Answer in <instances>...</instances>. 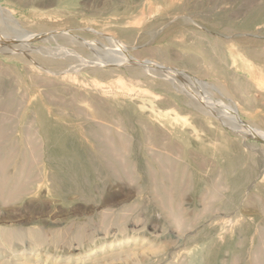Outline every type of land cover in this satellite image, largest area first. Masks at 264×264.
I'll return each mask as SVG.
<instances>
[{
	"label": "rangeland",
	"instance_id": "obj_1",
	"mask_svg": "<svg viewBox=\"0 0 264 264\" xmlns=\"http://www.w3.org/2000/svg\"><path fill=\"white\" fill-rule=\"evenodd\" d=\"M263 80L264 0H0V264H264Z\"/></svg>",
	"mask_w": 264,
	"mask_h": 264
},
{
	"label": "bare ground",
	"instance_id": "obj_2",
	"mask_svg": "<svg viewBox=\"0 0 264 264\" xmlns=\"http://www.w3.org/2000/svg\"><path fill=\"white\" fill-rule=\"evenodd\" d=\"M146 1V0H145ZM158 7V6H157ZM142 13V12H141ZM144 13V12H143ZM143 16V15H142ZM180 16V15H179ZM191 18V17H190ZM248 21V20H247ZM249 21H251V17H250V20ZM248 21V22H249ZM129 22V21H128ZM247 22V23H248ZM169 23H170V21H169ZM247 23H243L244 24V26H246L247 28H248V26H247ZM134 24V23H133ZM242 24V25H243ZM249 24V23H248ZM221 26V25H220ZM257 29H258V27H256ZM261 27H259V29H260ZM263 28V27H262ZM235 29V28H234ZM240 29V27L238 28V30ZM242 30H245V28L243 27V28H241ZM256 29V30H257ZM255 30V31H256ZM162 31V30H161ZM182 31V30H181ZM240 31V30H239ZM194 32V31H193ZM244 32V31H243ZM149 34V33H148ZM195 34V33H194ZM255 34V33H254ZM65 35V34H64ZM227 36V35H226ZM228 37V36H227ZM249 37V36H248ZM73 38V37H72ZM200 38V37H199ZM253 38V37H252ZM75 39V38H74ZM50 40V39H49ZM232 41V40H231ZM247 41V40H246ZM209 44V43H208ZM222 44V43H221ZM215 45H217V43L215 44ZM223 45V44H222ZM208 49V48H207ZM12 51V50H11ZM24 51V50H23ZM254 51V50H253ZM225 52V51H224ZM31 53V52H30ZM216 53V52H215ZM257 53V52H256ZM257 55H258V53H257ZM261 55V54H260ZM262 56V55H261ZM206 57V56H205ZM223 57H225V56H223ZM257 57V56H256ZM49 58V57H48ZM258 58H260L259 56H258ZM48 61V60H47ZM225 61V60H224ZM223 61V62H224ZM220 62H222V61H220ZM227 62V61H226ZM51 63V62H50ZM55 63V62H54ZM100 63V62H99ZM190 63V62H189ZM146 64V63H145ZM226 64V63H225ZM70 65V64H69ZM103 69V68H102ZM211 69V68H210ZM215 69V68H214ZM213 69V70H214ZM133 70V69H132ZM92 71V70H91ZM97 71V70H96ZM104 71V70H103ZM99 72V71H98ZM140 73H142V72H140ZM206 73H207V71H206ZM134 74H137V73H135L134 72ZM131 75V74H130ZM143 75V74H142ZM207 75H208V73H207ZM144 76V75H143ZM133 77V76H132ZM201 77V76H200ZM222 77V76H221ZM238 77V76H237ZM263 79V78H262ZM261 79V80H262ZM124 80V79H123ZM163 80H165V79H163ZM199 80V79H198ZM218 80V79H217ZM120 81V80H119ZM118 81V82H119ZM139 80H137V82H138ZM166 81V80H165ZM225 81V80H224ZM232 81V80H231ZM264 81V80H263ZM142 82V81H141ZM226 82V81H225ZM122 83V82H121ZM163 83V82H162ZM100 84V83H99ZM97 85V84H96ZM159 85V84H158ZM166 85V84H165ZM168 86V85H167ZM94 87H96V86H94ZM164 87V86H163ZM223 88V87H222ZM258 88V87H257ZM97 89V88H96ZM105 89V88H104ZM109 89V88H108ZM121 89V88H120ZM170 89V88H169ZM221 89V88H220ZM177 90V89H176ZM172 91V90H171ZM175 91V90H174ZM102 92V91H101ZM108 92V91H107ZM138 92H140V91H138ZM104 96V95H103ZM111 96V95H110ZM119 97V96H118ZM192 103V102H191ZM130 104V103H129ZM193 104V103H192ZM188 105V104H187ZM190 105V104H189ZM5 106V105H4ZM6 106H7V104H6ZM124 106V105H123ZM129 106V105H128ZM194 106V105H193ZM126 107V106H125ZM194 107H196V106H194ZM37 110V109H36ZM236 112V111H235ZM192 113V112H191ZM237 113V112H236ZM196 114H198V113H196ZM233 114H235V113H233ZM127 115V114H126ZM159 115V114H158ZM38 116V115H37ZM237 116V115H236ZM236 118V117H235ZM120 120V119H119ZM42 121V120H41ZM114 121H115V119H114ZM116 122V121H115ZM117 123H119V122H117ZM186 124V123H185ZM124 125V124H123ZM238 125H239V122H238ZM116 127V126H115ZM246 127V126H245ZM150 128V127H149ZM107 129V128H106ZM110 131H112L111 129H110ZM122 131V130H121ZM105 132V131H104ZM107 132V131H106ZM108 132H109V130H108ZM102 133V132H101ZM154 133V132H153ZM109 134V133H108ZM108 134H107V136H108ZM158 134V133H157ZM105 136H106V134H105ZM110 136V135H109ZM158 136V135H157ZM160 136H162V134L160 135ZM196 136V135H195ZM262 136H264V134L262 135ZM101 138V137H100ZM157 138V137H156ZM156 138H154V137H152V136H150V141H153V140H155ZM105 142H103V143H105L107 146H109V147H107V152L108 153H110V154H113L114 155V153H116V144H118L119 145V147L118 148H120V147H123L124 145H125V143H124V145H122V141H120V137H119V141L116 139V140H114L113 138H111V136H110V138L108 137V138H105V139H103ZM102 143V144H103ZM104 146V145H103ZM203 147V146H202ZM103 148H105V147H103ZM104 151V150H103ZM164 151V150H163ZM177 151V150H176ZM104 152H106V151H104ZM116 155V154H115ZM167 157V156H166ZM165 161H166V159H165ZM169 163V162H168ZM164 169V168H163ZM169 170V169H168ZM164 171H165V169H164ZM117 173V172H116ZM118 174V173H117ZM170 176V175H169ZM235 181V180H234ZM236 183V182H235ZM241 225V224H240ZM223 226V225H222ZM221 227V226H220ZM222 228V227H221Z\"/></svg>",
	"mask_w": 264,
	"mask_h": 264
}]
</instances>
